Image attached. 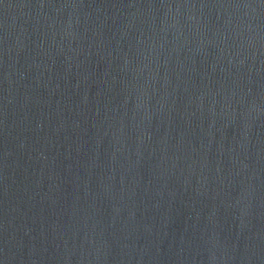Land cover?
<instances>
[{
    "label": "water",
    "instance_id": "95a60500",
    "mask_svg": "<svg viewBox=\"0 0 264 264\" xmlns=\"http://www.w3.org/2000/svg\"><path fill=\"white\" fill-rule=\"evenodd\" d=\"M0 264H264V0H0Z\"/></svg>",
    "mask_w": 264,
    "mask_h": 264
}]
</instances>
